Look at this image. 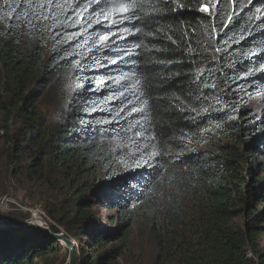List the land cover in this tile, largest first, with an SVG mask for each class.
<instances>
[{
	"label": "trees",
	"instance_id": "trees-1",
	"mask_svg": "<svg viewBox=\"0 0 264 264\" xmlns=\"http://www.w3.org/2000/svg\"><path fill=\"white\" fill-rule=\"evenodd\" d=\"M55 2L0 0V194L35 188L78 264L136 232L150 264H264V0ZM65 254L0 228V264Z\"/></svg>",
	"mask_w": 264,
	"mask_h": 264
},
{
	"label": "rangeland",
	"instance_id": "rangeland-1",
	"mask_svg": "<svg viewBox=\"0 0 264 264\" xmlns=\"http://www.w3.org/2000/svg\"><path fill=\"white\" fill-rule=\"evenodd\" d=\"M7 189L8 190L5 191V193L0 194L1 218L11 219L9 217L10 215L12 216V218H17L14 220H24L22 216L27 215L26 219L31 220L34 218L36 220L39 218H35L33 215L35 213V210L39 209L41 211L40 216L43 218V221L49 227L55 225V222H53V220L48 216L42 204L31 199L35 198V195H37H34L33 193L35 188H32L28 191L27 189H24L22 187L18 179H13L12 181H10V185ZM101 210L102 212H104V215L112 212L106 209ZM57 227L59 228V230H61L60 233L65 234L64 230L60 226L57 225ZM131 243V251L127 252L125 259L122 260L124 264H150L155 261L157 257V249L155 246H153V243L149 240V238H146L141 233L136 232L131 240ZM61 245L63 247V252L67 251V254H65L67 256V260L69 251L64 242H61ZM261 245L264 247V234H262L261 237ZM76 251H79L77 245Z\"/></svg>",
	"mask_w": 264,
	"mask_h": 264
},
{
	"label": "water",
	"instance_id": "water-1",
	"mask_svg": "<svg viewBox=\"0 0 264 264\" xmlns=\"http://www.w3.org/2000/svg\"><path fill=\"white\" fill-rule=\"evenodd\" d=\"M32 221V219L14 220L0 217V228H20L41 231L58 241L64 242L65 246L69 251L68 258L65 264H78L76 255V244L74 243L73 239L68 238L64 233L54 232L53 229L49 227L46 223L36 224Z\"/></svg>",
	"mask_w": 264,
	"mask_h": 264
},
{
	"label": "snow or ice",
	"instance_id": "snow-or-ice-1",
	"mask_svg": "<svg viewBox=\"0 0 264 264\" xmlns=\"http://www.w3.org/2000/svg\"><path fill=\"white\" fill-rule=\"evenodd\" d=\"M25 2H30V0H25ZM37 4H38V7L44 11H48V10H52L53 12H55L56 10L58 9H61L63 6L59 3H56L55 0H36ZM69 0H65V3H68ZM90 2H95V0H90ZM172 2V0H165V3H170ZM76 7H78L79 5H75ZM136 5L135 3L133 4V8H135ZM126 11L128 9H125ZM204 10H207L206 8ZM37 18L39 19L40 16L39 14L37 15ZM44 19H47V17L45 16ZM55 19V18H54ZM146 103V102H145ZM133 112H136V111H139V112H143V109H135L133 108L132 109ZM132 127H135V125H130L129 126V129H131ZM153 155H156L155 153Z\"/></svg>",
	"mask_w": 264,
	"mask_h": 264
},
{
	"label": "built area",
	"instance_id": "built-area-1",
	"mask_svg": "<svg viewBox=\"0 0 264 264\" xmlns=\"http://www.w3.org/2000/svg\"><path fill=\"white\" fill-rule=\"evenodd\" d=\"M40 212H41V211H40L39 209L35 210V213H34L33 216H34L35 218L38 217V218L41 220V223H45V222L43 221V218L40 216ZM32 218H33V217H32ZM33 219H34V218H33Z\"/></svg>",
	"mask_w": 264,
	"mask_h": 264
},
{
	"label": "bare ground",
	"instance_id": "bare-ground-1",
	"mask_svg": "<svg viewBox=\"0 0 264 264\" xmlns=\"http://www.w3.org/2000/svg\"><path fill=\"white\" fill-rule=\"evenodd\" d=\"M33 221L32 222H35L36 224H41V220L39 219H32ZM74 243H76V241H74Z\"/></svg>",
	"mask_w": 264,
	"mask_h": 264
}]
</instances>
